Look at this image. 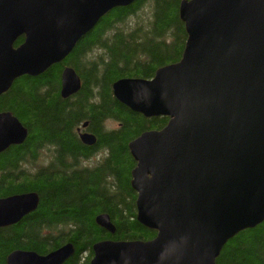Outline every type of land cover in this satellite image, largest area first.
Returning a JSON list of instances; mask_svg holds the SVG:
<instances>
[{
  "label": "water",
  "instance_id": "water-1",
  "mask_svg": "<svg viewBox=\"0 0 264 264\" xmlns=\"http://www.w3.org/2000/svg\"><path fill=\"white\" fill-rule=\"evenodd\" d=\"M133 1L0 0V97L18 78L63 62L108 13ZM179 14L188 36L182 59L152 79L113 84L131 111L169 118L129 143L137 220L157 235L100 241L90 264H217L230 240L264 222V0H183ZM81 88L67 66L62 98ZM28 136L13 113H0V154ZM80 139L97 143L89 133ZM39 204L36 192L0 199V229ZM96 223L116 233L109 215ZM75 253L72 243L44 256L16 250L6 263L65 264Z\"/></svg>",
  "mask_w": 264,
  "mask_h": 264
},
{
  "label": "trees",
  "instance_id": "trees-1",
  "mask_svg": "<svg viewBox=\"0 0 264 264\" xmlns=\"http://www.w3.org/2000/svg\"><path fill=\"white\" fill-rule=\"evenodd\" d=\"M182 1L137 0L114 9L63 62L40 76L17 79L0 97V113H13L29 131L24 144L0 154V199L28 192L40 197L35 212L0 229V264L16 250L44 256L67 243L76 253L65 264H90L100 241L156 237L137 220L131 187L136 162L129 143L163 129L169 118L131 111L115 98L113 84L152 79L158 69L182 59L188 37L179 14ZM23 42L21 37L15 47ZM67 66L79 74L82 88L64 99L61 77ZM86 122L95 147L79 138L77 129ZM44 147L48 163L40 165ZM105 213L116 226L113 235L96 223ZM217 264H264V222L230 240Z\"/></svg>",
  "mask_w": 264,
  "mask_h": 264
},
{
  "label": "rangeland",
  "instance_id": "rangeland-1",
  "mask_svg": "<svg viewBox=\"0 0 264 264\" xmlns=\"http://www.w3.org/2000/svg\"><path fill=\"white\" fill-rule=\"evenodd\" d=\"M110 127L115 128V125H111ZM48 150H49V147H44V152H42L40 165H43L44 162L46 164L48 163V160H47V157H46V153L48 152Z\"/></svg>",
  "mask_w": 264,
  "mask_h": 264
},
{
  "label": "flooded vegetation",
  "instance_id": "flooded-vegetation-1",
  "mask_svg": "<svg viewBox=\"0 0 264 264\" xmlns=\"http://www.w3.org/2000/svg\"><path fill=\"white\" fill-rule=\"evenodd\" d=\"M88 126V125H87ZM86 126V127H87ZM85 128V127H84ZM79 129V128H78ZM77 129V132H78V134L79 135H81L82 133H91L90 131H88V130H84V129H79L78 130ZM93 134V133H92ZM84 146H87V147H95L96 145H94V146H88V145H86V144H84ZM132 187V186H131ZM112 221V220H111ZM114 225V224H113ZM99 226V225H98ZM115 226V225H114ZM102 228V227H101ZM115 228H116V226H115ZM104 229V228H103ZM104 230H106V229H104ZM107 231V230H106ZM108 232V231H107ZM109 233V232H108ZM111 234V233H110ZM113 235V234H112ZM104 241V240H103ZM93 256H94V253H93Z\"/></svg>",
  "mask_w": 264,
  "mask_h": 264
},
{
  "label": "bare ground",
  "instance_id": "bare-ground-1",
  "mask_svg": "<svg viewBox=\"0 0 264 264\" xmlns=\"http://www.w3.org/2000/svg\"><path fill=\"white\" fill-rule=\"evenodd\" d=\"M134 1L136 2L137 0H134ZM134 1H133V2H134ZM133 2H132V3H133ZM135 2H134V3H135ZM134 3H133V4H134ZM133 4H132V5H133ZM87 35H88V34H87ZM87 35H86V36H87ZM86 36H85V37H86ZM85 37H84V38H85ZM84 38H83V39H84ZM83 39H82V40H83ZM78 44H79V42L77 43V45H78ZM77 45H76V46H77ZM39 76H40V75H39ZM36 77H37V76H36ZM18 79H19V78H18ZM12 86H13V85H12ZM11 88H12V87H11ZM11 88H10V89H11ZM124 106H125V105H124ZM127 108H128V107H127ZM22 124H23V123H22ZM131 175H132V173H131ZM136 207H137V200H136ZM137 216H138V209H137Z\"/></svg>",
  "mask_w": 264,
  "mask_h": 264
}]
</instances>
